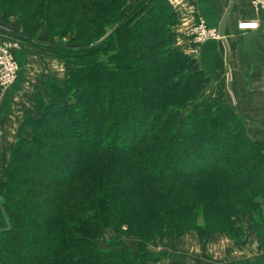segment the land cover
Here are the masks:
<instances>
[{
    "label": "trees",
    "instance_id": "1",
    "mask_svg": "<svg viewBox=\"0 0 264 264\" xmlns=\"http://www.w3.org/2000/svg\"><path fill=\"white\" fill-rule=\"evenodd\" d=\"M0 14L68 72L45 79L0 169V264H154V243L190 230L262 237L264 142L225 94L200 106L211 78L169 0H0Z\"/></svg>",
    "mask_w": 264,
    "mask_h": 264
},
{
    "label": "crops",
    "instance_id": "2",
    "mask_svg": "<svg viewBox=\"0 0 264 264\" xmlns=\"http://www.w3.org/2000/svg\"><path fill=\"white\" fill-rule=\"evenodd\" d=\"M169 1L178 14L176 41L182 47L193 50L189 30L200 18L209 27L223 31L226 37V41L209 40L194 49L199 64L211 78L200 95V106L212 107L215 98L225 94L226 101L245 121L248 135L264 142V12L253 6L252 0ZM244 22H257L259 26L242 30L240 25ZM20 29L19 20L8 23L0 16V37ZM16 56L20 63L18 79L10 88L0 90L1 152L13 146L25 116L32 115L45 79L58 77L66 82L68 75L63 60L30 44H25ZM227 237L216 244L212 239L206 246L197 233L188 231L180 239L158 241L153 248L164 259L154 264H170L176 260L189 264H264V234L260 240L250 231L247 239L250 238L251 244L247 239L238 242Z\"/></svg>",
    "mask_w": 264,
    "mask_h": 264
},
{
    "label": "built area",
    "instance_id": "3",
    "mask_svg": "<svg viewBox=\"0 0 264 264\" xmlns=\"http://www.w3.org/2000/svg\"><path fill=\"white\" fill-rule=\"evenodd\" d=\"M253 6L264 12V0H252ZM259 23L244 22L241 23L240 29H256ZM190 42L193 50L209 40L226 41L225 35L218 28L209 27L206 20L200 18L199 21L189 30ZM24 39L22 36L13 34H4L0 37V90L4 91L10 88L18 79L20 63L17 59L16 52L23 50Z\"/></svg>",
    "mask_w": 264,
    "mask_h": 264
},
{
    "label": "rangeland",
    "instance_id": "4",
    "mask_svg": "<svg viewBox=\"0 0 264 264\" xmlns=\"http://www.w3.org/2000/svg\"><path fill=\"white\" fill-rule=\"evenodd\" d=\"M0 16H1V14H0ZM7 22V21H6ZM22 31V27H21V29L18 31V30H15V32L14 33H16V34H18V35H20V36H22L21 34H20V32ZM42 33H44V31H42ZM40 35V34H39ZM40 38H41V40L43 41L44 40V43H46L47 45H51V42H49V41H47V38L45 37V36H40ZM65 117V116H64ZM63 117V119H64V121H66V117L64 118ZM58 123L57 122H54V125L56 126V127H58V125H57ZM15 141H16V139H15ZM15 141H14V143H13V145L15 144ZM0 150H2V149H0ZM8 152H7V151ZM4 149L3 150V152H1L0 151V169H2V167H3V165H4V160H7V159H9V157H10V148H9V150L8 149ZM6 154H8V156L7 157H5L6 156ZM43 163V162H42ZM41 162L39 163L40 165L42 164ZM64 165L65 166H68V169H72V166H71V164L70 163H64ZM49 165L48 164H43V165H41L40 166V174H44V176L45 175H49V173H50V171H49V167H48ZM23 231H25V230H23ZM22 231V232H23ZM26 232V231H25ZM190 233H196L195 232V230H190ZM27 234V233H26ZM228 235L227 234H225V233H216V234H213V236L210 238V240H208L209 242L208 243H206L205 245L207 246V245H209V243H211L213 240L212 239H214V241H216V239L218 240V241H216V242H214L213 241V244H216L217 242H219L220 240H222L223 238H229V237H227ZM112 237H115V233H114V231H108V232H106V235L102 238V239H99L98 240V243H101V244H105V243H107V241L109 240V239H111ZM249 239L250 238H248L247 240H246V242H248L249 244H251V241H249ZM129 242V244H130V247H131V249L132 250H135V248H136V244L133 242V241H131V240H129L128 241ZM200 242H201V240H200ZM202 243V242H201ZM247 243V245H249ZM243 244V243H242ZM245 244V243H244ZM154 249V248H153ZM33 259H34V257H33Z\"/></svg>",
    "mask_w": 264,
    "mask_h": 264
},
{
    "label": "water",
    "instance_id": "5",
    "mask_svg": "<svg viewBox=\"0 0 264 264\" xmlns=\"http://www.w3.org/2000/svg\"><path fill=\"white\" fill-rule=\"evenodd\" d=\"M259 11L262 12V10H260V9H259ZM191 56H192L193 58H196V52L191 53ZM0 135H1V134H0Z\"/></svg>",
    "mask_w": 264,
    "mask_h": 264
}]
</instances>
